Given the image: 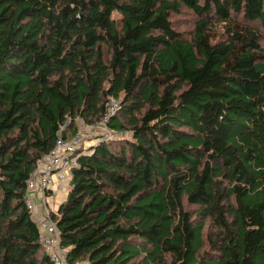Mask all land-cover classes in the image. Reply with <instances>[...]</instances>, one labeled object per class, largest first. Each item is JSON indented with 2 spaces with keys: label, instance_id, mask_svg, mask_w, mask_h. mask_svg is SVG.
<instances>
[{
  "label": "trees",
  "instance_id": "trees-1",
  "mask_svg": "<svg viewBox=\"0 0 264 264\" xmlns=\"http://www.w3.org/2000/svg\"><path fill=\"white\" fill-rule=\"evenodd\" d=\"M111 100L67 264H264V0H0V264H50L26 183Z\"/></svg>",
  "mask_w": 264,
  "mask_h": 264
},
{
  "label": "built area",
  "instance_id": "built-area-1",
  "mask_svg": "<svg viewBox=\"0 0 264 264\" xmlns=\"http://www.w3.org/2000/svg\"><path fill=\"white\" fill-rule=\"evenodd\" d=\"M117 109L118 103L111 100L101 120L92 125H86L81 118L76 117L74 121L78 126L77 132L69 138H63L62 133L70 121L61 126L54 147L37 162L26 183L24 201L37 225L39 242L50 264H67L68 251L61 246V232L52 220L48 200L55 192L67 188L71 172L78 166L77 158L80 155L86 154L101 142L111 141L123 135L110 131L106 125ZM92 133L96 134V138L89 140Z\"/></svg>",
  "mask_w": 264,
  "mask_h": 264
},
{
  "label": "crops",
  "instance_id": "crops-1",
  "mask_svg": "<svg viewBox=\"0 0 264 264\" xmlns=\"http://www.w3.org/2000/svg\"><path fill=\"white\" fill-rule=\"evenodd\" d=\"M70 179L68 180L67 188L55 192L48 200L52 213H57L59 206L67 199L70 190ZM37 211H39V208H37Z\"/></svg>",
  "mask_w": 264,
  "mask_h": 264
},
{
  "label": "rangeland",
  "instance_id": "rangeland-1",
  "mask_svg": "<svg viewBox=\"0 0 264 264\" xmlns=\"http://www.w3.org/2000/svg\"><path fill=\"white\" fill-rule=\"evenodd\" d=\"M184 16L186 17L187 21H180L179 22V28L181 30L188 31L189 29H191V26L193 25V21H191L192 17L191 16H186V15H184ZM95 135H96L95 133H92L90 138H89V140L90 139H95L96 138Z\"/></svg>",
  "mask_w": 264,
  "mask_h": 264
},
{
  "label": "bare ground",
  "instance_id": "bare-ground-1",
  "mask_svg": "<svg viewBox=\"0 0 264 264\" xmlns=\"http://www.w3.org/2000/svg\"><path fill=\"white\" fill-rule=\"evenodd\" d=\"M84 155V154H83ZM81 156V155H80ZM77 162H78V158H77Z\"/></svg>",
  "mask_w": 264,
  "mask_h": 264
}]
</instances>
